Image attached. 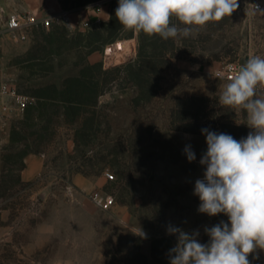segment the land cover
Listing matches in <instances>:
<instances>
[{"label": "rangeland", "instance_id": "374dc122", "mask_svg": "<svg viewBox=\"0 0 264 264\" xmlns=\"http://www.w3.org/2000/svg\"><path fill=\"white\" fill-rule=\"evenodd\" d=\"M99 1L0 0V16L40 4L72 17L2 41L0 78L33 102L0 131V264H170L169 225L207 244L205 228L228 223L198 211L201 130L236 140L252 131L244 110L219 102L228 81L216 69L264 57V0H237L231 16L167 40L126 31L117 0ZM94 193L112 206L99 208ZM249 260L264 264V251Z\"/></svg>", "mask_w": 264, "mask_h": 264}, {"label": "clouds", "instance_id": "9594fccd", "mask_svg": "<svg viewBox=\"0 0 264 264\" xmlns=\"http://www.w3.org/2000/svg\"><path fill=\"white\" fill-rule=\"evenodd\" d=\"M237 0H119L115 16L126 31L162 39L185 37L193 26H205L231 16ZM175 19L180 25L173 24ZM264 57L250 55L228 78L219 102L247 113L246 138L201 130L207 151L200 160L206 166L203 179H197L194 195L198 211L208 216L225 214L228 223L205 228L209 243L198 242V232L189 234L169 225L168 233L177 243L169 250L170 264H251L249 255L264 251ZM184 153L189 162L196 159L191 145ZM144 237L142 229L136 233ZM254 258H259L256 255Z\"/></svg>", "mask_w": 264, "mask_h": 264}, {"label": "built area", "instance_id": "2783aa9c", "mask_svg": "<svg viewBox=\"0 0 264 264\" xmlns=\"http://www.w3.org/2000/svg\"><path fill=\"white\" fill-rule=\"evenodd\" d=\"M119 3V0H117ZM98 6L104 4V0L97 2ZM262 3L259 1L251 3V8L254 11L262 9ZM54 24H64L72 26L71 11L59 10L49 13H40L37 11H14L5 16H0V72L2 69L1 56H2V41L4 37H11L16 40H23L27 37V32L33 28H46L49 29ZM87 25V21L82 22ZM241 65L236 62H229L221 68L216 69V72L221 75L225 80L234 74V72ZM33 102V98L27 94L20 92L13 82L6 77L0 78V131H2L10 120L15 117H20L25 113L28 106ZM109 178L112 174L107 173ZM204 175L196 178L203 179ZM91 200L101 209H108L113 204V198L109 196H102L94 193Z\"/></svg>", "mask_w": 264, "mask_h": 264}, {"label": "bare ground", "instance_id": "6f19581e", "mask_svg": "<svg viewBox=\"0 0 264 264\" xmlns=\"http://www.w3.org/2000/svg\"><path fill=\"white\" fill-rule=\"evenodd\" d=\"M122 50H123V42L118 43L113 48H109L108 49V53H109V55H110L112 60H119L121 58V56H122Z\"/></svg>", "mask_w": 264, "mask_h": 264}, {"label": "crops", "instance_id": "0c3cea01", "mask_svg": "<svg viewBox=\"0 0 264 264\" xmlns=\"http://www.w3.org/2000/svg\"><path fill=\"white\" fill-rule=\"evenodd\" d=\"M39 6L40 4H23L22 8H28V9H33L32 11H37L39 9ZM20 6H16L14 8H11L13 9L14 11H18L17 9L19 8Z\"/></svg>", "mask_w": 264, "mask_h": 264}]
</instances>
